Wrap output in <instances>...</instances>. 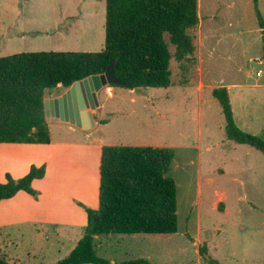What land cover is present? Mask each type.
Returning <instances> with one entry per match:
<instances>
[{"label": "rangeland", "instance_id": "1", "mask_svg": "<svg viewBox=\"0 0 264 264\" xmlns=\"http://www.w3.org/2000/svg\"><path fill=\"white\" fill-rule=\"evenodd\" d=\"M16 1L22 2L23 8H16ZM199 2L200 22L190 32L195 52L183 62L173 58V86L141 89L144 94L115 85L104 88L100 99L107 105L102 121L110 122L100 125L91 136L51 125L55 143L175 150L167 176L177 186L179 232L128 239L125 247L134 248L125 253L129 258L122 252L125 249L117 255L125 261L149 256L151 264H208L200 255L201 247L221 264H258L264 255V154L227 138L222 107L212 94L217 87L230 86L236 125L250 135H261L264 90L236 89L235 85L264 83L260 23L264 0ZM105 22V0H0V57L59 49L97 53L104 49ZM171 52L175 55L174 47ZM67 90L49 91L46 99L62 96ZM5 148L10 146H0V183L7 182V173L19 179L27 164ZM81 157L76 161L84 168L87 158L85 154ZM80 173L82 179L86 177V172ZM84 183L83 179L82 186ZM24 207L29 206L16 201L0 209V238L3 242L9 237L19 239L9 249L14 258L25 264H55L67 257L72 246L68 234L55 231H62L63 226L45 224L36 227L39 233H19L33 224L8 226L11 224L2 222L7 209ZM107 238L99 236L96 247ZM98 251L100 257L107 258L106 247Z\"/></svg>", "mask_w": 264, "mask_h": 264}, {"label": "trees", "instance_id": "2", "mask_svg": "<svg viewBox=\"0 0 264 264\" xmlns=\"http://www.w3.org/2000/svg\"><path fill=\"white\" fill-rule=\"evenodd\" d=\"M105 2L102 51L30 52L0 57V144L49 145L47 92L59 87L69 89L78 81L105 74L113 62H117L115 76L122 84L115 86L131 91L173 86V58L183 62L195 52L190 32L200 22L199 0ZM260 23L264 29L262 15ZM212 94L222 107L227 138L264 154V130L260 136H254L236 125L227 87L215 88ZM174 157L175 150L166 147L104 146L98 207L92 209L81 204L87 213L86 233L71 254L56 264H112L98 255L96 236L177 234L180 224L177 186L167 176ZM45 175V165L32 166L18 180L7 174V182L0 183V203L20 192L37 199L40 193L32 183ZM199 252L208 264H221L208 257L206 247ZM0 264H9L1 247ZM119 264L151 263L138 259Z\"/></svg>", "mask_w": 264, "mask_h": 264}, {"label": "crops", "instance_id": "3", "mask_svg": "<svg viewBox=\"0 0 264 264\" xmlns=\"http://www.w3.org/2000/svg\"><path fill=\"white\" fill-rule=\"evenodd\" d=\"M16 8L17 5L23 4L20 1H16ZM25 5V4H24ZM199 10H200V2H199ZM264 32V29H262ZM12 45V44H8ZM264 48V43H263ZM58 52H69L65 50H58ZM77 52V51H74ZM236 89H262L264 90V83H255L251 85H235ZM108 87V86H107ZM227 87V86H221ZM106 88V87H105ZM218 88V87H217ZM229 94H230V86L227 87ZM139 90V89H138ZM103 91V90H102ZM99 94V101L101 110L99 114L96 115L94 112L95 119L97 122V129L101 125L102 116L106 111V101L103 100L101 97V93ZM131 91V90H130ZM132 92H135L133 90ZM137 93V92H136ZM213 93V92H212ZM61 97V96H58ZM58 97L50 98L55 99ZM231 99V97H230ZM240 102L243 105V98H240ZM248 101L244 99V103ZM232 103V101H231ZM49 129H50V136H51V143L49 145H29V144H6L10 146V148H5L8 153H17L19 157L23 160L27 161V164L23 166L22 173L19 176V179L25 177L31 170L32 166L42 167L46 166V175L41 180H35L32 183V187L40 193L39 197L36 199L30 194L26 192L18 193L14 198L4 200L0 203V209H2L3 205H11L16 201H21L26 203L29 207H24L20 210H12L7 209L5 214H3V223L4 224H11L8 226H12L14 223H30L33 225L26 226V230L22 229L19 230V233H27V232H40L37 226H45V224H56L63 226L64 228L62 231L60 229L55 230L56 232H62L67 235V239L71 241L72 246L69 249V254L76 248L79 241L84 237L86 227H87V213L84 208L81 206L84 205L88 208L95 209L98 207L99 203V182H100V159H101V152H102V145H95L93 144H84V143H76V142H54L53 134L51 131V125L55 124L62 127H68L72 129V131H76L79 133L85 134V132L75 126L70 124L61 122L56 118H49L46 117ZM110 122V120H108ZM108 122V123H109ZM247 128H251L252 126L249 123H245ZM95 129L92 131L91 134H86L91 136ZM264 130V129H263ZM262 130V131H263ZM5 144H0V146ZM2 150L1 152H4ZM85 154L87 160H85L84 168L82 163L76 161V157L82 158L81 156ZM86 172V177L84 179V186H82V175L80 172ZM10 174V173H7ZM6 174V175H7ZM5 175V173H4ZM5 175V177H6ZM12 177L13 175L10 174ZM14 178V177H13ZM16 179V178H14ZM18 180V179H16ZM6 183V182H5ZM4 184V183H3ZM48 186V188H44L43 185ZM49 184L53 185L54 188L49 186ZM65 184H71L70 186H66ZM44 189L46 191H44ZM90 192H92L90 194ZM94 192V195H93ZM91 195V196H90ZM225 200L224 196H220ZM228 210L226 209V212ZM1 216V214H0ZM34 226V227H33ZM47 229V228H46ZM49 231V229H47ZM13 230H11L12 232ZM44 231V230H42ZM16 232V231H15ZM12 232V233H15ZM140 235H107L108 240L107 242H100L99 245L96 247L95 243L99 239V236H96L94 239V245L96 251L99 254L98 250L102 248L107 249L109 252L107 256V260L110 261L112 264H119L129 261L126 259H121V257H117L118 251L123 250L124 256H128L129 254H125L127 251L134 249L132 246H126V241L131 239V241L140 237ZM157 236V235H151ZM136 237V238H135ZM48 239V237H46ZM2 241V239L0 238ZM11 237L8 238V242H1L0 244H4L2 249V254L5 256L6 261L9 264H25L21 263L19 260L14 258V255L10 253L11 246H16L18 242ZM114 240V241H113ZM111 241V242H109ZM45 242H43L44 244ZM138 249V248H137ZM130 253L133 254L131 251ZM139 254V253H136ZM264 254V251H263ZM67 256V257H68ZM132 256V255H130ZM141 257V256H139ZM58 258V257H57ZM66 258V257H65ZM146 260H151L150 257H144ZM256 259V258H254ZM62 259H59V261ZM138 260V259H137ZM247 259H245L246 261ZM57 261V262H59ZM244 261V260H243ZM56 264V263H55ZM154 264V263H153ZM258 264H264V255L258 259Z\"/></svg>", "mask_w": 264, "mask_h": 264}, {"label": "water", "instance_id": "4", "mask_svg": "<svg viewBox=\"0 0 264 264\" xmlns=\"http://www.w3.org/2000/svg\"><path fill=\"white\" fill-rule=\"evenodd\" d=\"M116 67L117 62H113L105 74L78 81L61 97L46 99V117L56 118L91 134L97 126L94 112L100 106V92L107 86L122 85L115 76ZM135 92L144 94L138 89Z\"/></svg>", "mask_w": 264, "mask_h": 264}]
</instances>
